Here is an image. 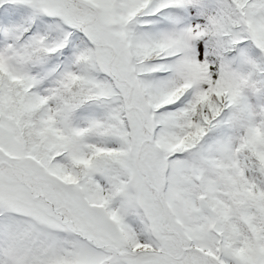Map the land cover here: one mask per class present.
I'll list each match as a JSON object with an SVG mask.
<instances>
[{"label":"snow or ice","instance_id":"obj_1","mask_svg":"<svg viewBox=\"0 0 264 264\" xmlns=\"http://www.w3.org/2000/svg\"><path fill=\"white\" fill-rule=\"evenodd\" d=\"M0 264H264V0H0Z\"/></svg>","mask_w":264,"mask_h":264}]
</instances>
